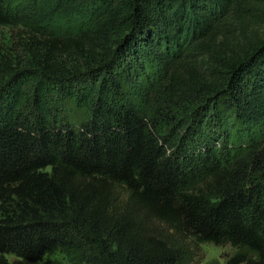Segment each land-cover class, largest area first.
Returning a JSON list of instances; mask_svg holds the SVG:
<instances>
[{"label":"trees","instance_id":"trees-1","mask_svg":"<svg viewBox=\"0 0 264 264\" xmlns=\"http://www.w3.org/2000/svg\"><path fill=\"white\" fill-rule=\"evenodd\" d=\"M0 28V264H264V0H0Z\"/></svg>","mask_w":264,"mask_h":264},{"label":"rangeland","instance_id":"rangeland-1","mask_svg":"<svg viewBox=\"0 0 264 264\" xmlns=\"http://www.w3.org/2000/svg\"><path fill=\"white\" fill-rule=\"evenodd\" d=\"M14 33L12 30L7 28H0V57L3 54H7L8 51L13 49V38ZM12 52V51H11ZM15 52H12L13 59L17 63L18 58ZM20 59V58H19ZM1 73V71H0ZM0 81L5 82L6 79L0 75ZM188 246L191 248L190 258L183 264H225L226 259L229 256L235 254L236 250L230 246H221L217 247L211 244H202L196 248L192 243H189ZM9 264H28L24 260H21L12 255L4 256ZM40 264H67L66 259L61 254L46 255Z\"/></svg>","mask_w":264,"mask_h":264}]
</instances>
